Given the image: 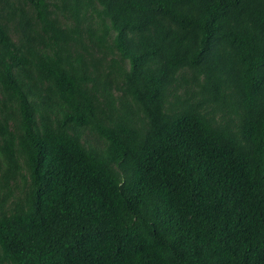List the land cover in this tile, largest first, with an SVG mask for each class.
Masks as SVG:
<instances>
[{
	"label": "trees",
	"instance_id": "16d2710c",
	"mask_svg": "<svg viewBox=\"0 0 264 264\" xmlns=\"http://www.w3.org/2000/svg\"><path fill=\"white\" fill-rule=\"evenodd\" d=\"M0 264H264V0H0Z\"/></svg>",
	"mask_w": 264,
	"mask_h": 264
},
{
	"label": "rangeland",
	"instance_id": "374dc122",
	"mask_svg": "<svg viewBox=\"0 0 264 264\" xmlns=\"http://www.w3.org/2000/svg\"><path fill=\"white\" fill-rule=\"evenodd\" d=\"M87 140H88L92 145H94L95 142H96L95 139H94L93 137H91V136H88V137H87ZM20 187H21V185L19 184L18 189H16V191H15L16 194L19 193V189H20Z\"/></svg>",
	"mask_w": 264,
	"mask_h": 264
}]
</instances>
